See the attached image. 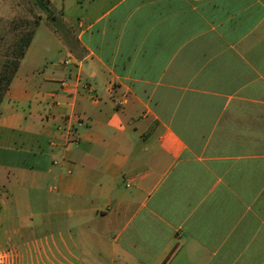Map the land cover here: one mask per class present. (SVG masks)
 <instances>
[{"label": "crops", "instance_id": "0c3cea01", "mask_svg": "<svg viewBox=\"0 0 264 264\" xmlns=\"http://www.w3.org/2000/svg\"><path fill=\"white\" fill-rule=\"evenodd\" d=\"M47 2L70 28L0 103V224L41 264H264V0Z\"/></svg>", "mask_w": 264, "mask_h": 264}, {"label": "rangeland", "instance_id": "374dc122", "mask_svg": "<svg viewBox=\"0 0 264 264\" xmlns=\"http://www.w3.org/2000/svg\"><path fill=\"white\" fill-rule=\"evenodd\" d=\"M43 3L48 2L43 0ZM47 8L37 0H0V74L18 57L13 50L23 35L37 34L34 46L39 47L42 34L60 33L54 22L63 20L62 14L55 11L49 14ZM62 23V30L70 28ZM5 221L0 224V252H7L9 261L0 259V264H41L35 245H24L19 233L9 227L8 220ZM31 234L34 236L35 231Z\"/></svg>", "mask_w": 264, "mask_h": 264}, {"label": "trees", "instance_id": "16d2710c", "mask_svg": "<svg viewBox=\"0 0 264 264\" xmlns=\"http://www.w3.org/2000/svg\"><path fill=\"white\" fill-rule=\"evenodd\" d=\"M43 7L47 8V6L43 3V0H37ZM48 9L49 14L52 13V11ZM56 29L59 31L61 34H67V31L64 29L62 30L63 23L61 21L54 22ZM33 33L31 34H26L23 35L19 42L17 43L16 48L13 50V54L17 55L18 57L14 60L11 61V65L7 66L6 68L3 69L2 73L0 74V103L4 97L5 92L9 88L11 81L13 80L16 71L19 67L21 58L24 56L27 48L30 45V42L33 38Z\"/></svg>", "mask_w": 264, "mask_h": 264}]
</instances>
